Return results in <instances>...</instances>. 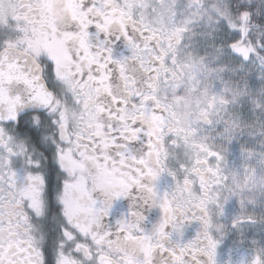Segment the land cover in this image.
I'll return each mask as SVG.
<instances>
[{
  "label": "snow or ice",
  "instance_id": "1",
  "mask_svg": "<svg viewBox=\"0 0 264 264\" xmlns=\"http://www.w3.org/2000/svg\"><path fill=\"white\" fill-rule=\"evenodd\" d=\"M0 264H264V0H0Z\"/></svg>",
  "mask_w": 264,
  "mask_h": 264
}]
</instances>
